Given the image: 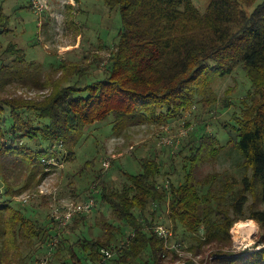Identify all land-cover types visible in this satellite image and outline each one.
I'll use <instances>...</instances> for the list:
<instances>
[{"label": "trees", "instance_id": "16d2710c", "mask_svg": "<svg viewBox=\"0 0 264 264\" xmlns=\"http://www.w3.org/2000/svg\"><path fill=\"white\" fill-rule=\"evenodd\" d=\"M261 1L211 0L202 12L194 0H104L112 12L120 11L123 26L118 41L108 45L111 50L103 66L102 56L95 53L88 65L55 59L47 70L10 41L0 53V264L34 262L48 252L58 264H165L170 254L179 256L173 239L181 248L191 240L187 249L195 255L204 246H217L213 260L191 259L185 264H264V247L250 252L227 248L233 244L231 230L237 221L252 218L264 228ZM5 11L0 9V34L12 31L11 14ZM240 65L254 88L240 100L234 122H224L227 129L236 128L224 144L208 131L204 117L198 115L192 129L191 118L183 119L197 106L215 108L221 101L223 109L216 112L229 108L232 89L220 96L215 80ZM11 85L40 95H19ZM177 118L190 131L182 142L191 155L184 177L160 182L163 162L148 156L140 160L142 172L124 171L118 186L109 184L100 170L91 188L72 190L82 201L100 195L111 209V218L97 219L99 234L78 232L89 224L85 213L76 214L72 223L57 219L49 208V195L32 204L20 198L37 190L59 164L78 161L82 145L96 135L89 131L92 126L104 123L108 135H121L133 125H167ZM232 143L230 149L240 156L238 165L247 171L242 185L225 179L222 171L199 177L198 166L219 159ZM97 158H88L82 171L95 168ZM166 207L174 224L167 239L156 232ZM178 225L184 228L181 238ZM259 242L264 244V233ZM105 250L115 253L104 259Z\"/></svg>", "mask_w": 264, "mask_h": 264}, {"label": "rangeland", "instance_id": "374dc122", "mask_svg": "<svg viewBox=\"0 0 264 264\" xmlns=\"http://www.w3.org/2000/svg\"><path fill=\"white\" fill-rule=\"evenodd\" d=\"M194 2L202 12H206L211 0H194ZM259 2L262 1L258 0ZM255 6L248 8V11H253ZM2 7L6 10L5 12L11 14L10 27L12 31L0 34V42L3 44L0 53L10 41L15 42L26 49L29 60L44 63L47 70L52 67L51 63L55 59H61L62 62L66 63L80 61L84 65H88L94 59L95 53L102 56L103 66L111 50L108 45L118 41L119 32L123 26L120 11L112 12L104 0H49V7L42 12L33 8L32 0H0V9ZM100 44L102 47H99ZM85 54L92 56L89 60H85L83 59ZM234 71L225 78L216 79L214 84L220 96L228 94L229 89H232L230 98L233 102L228 106L229 108H225L226 110H223L222 113L216 112L217 108L220 111L223 109L221 101L216 102L215 108L214 105L203 108L197 106V108L194 107L191 111H187L183 119L184 121L191 118L192 126L190 128L192 129L198 124V119L195 118H198V115L200 118L204 117L209 123L208 131L215 133L224 144L229 143L236 131L234 126L227 129L223 125L224 122L232 120L234 111L240 109V100L249 90L254 88L242 65ZM10 88L17 90L19 95L24 94L27 97L40 95L38 94L40 92L22 89L20 85H11ZM183 121H179L177 118L167 125L147 123L133 125L121 135H108L104 123L92 126L89 131L96 135H90V138L82 145L78 161L59 164L54 171L46 175L37 190L25 193L20 198L32 204L42 202V196L49 195L50 210L52 212L55 209L61 210L65 204L86 200L82 201L79 196L74 197L72 190L81 191L84 187L91 188L92 180L100 170L107 175L106 179L109 184L118 186L117 184L122 183L124 171L142 172L140 160L148 156H158V159L163 162L164 171L159 176L160 182L169 183L168 179L176 182L179 177L185 176L186 166H188L185 163L191 156L187 155L190 153V149H184L182 146V142L188 140V132H190ZM93 139L95 141H92ZM233 145L234 143L228 145L220 153L219 159L203 161L198 166V176L203 178L206 173L222 171L227 173L225 179L242 185V180L247 171L238 165V157L240 156L236 154V151L230 149ZM155 149H157L158 154L154 151ZM170 153L174 155L173 158L170 157ZM95 155L98 157L95 168L88 167L82 171L86 160ZM108 161L111 163L109 167L105 165V162ZM248 173L249 175L252 174L251 169H248ZM94 198L96 199L94 209L90 213H85V215H89V224L84 229L83 227L78 228V232L85 230L86 233L84 234L89 233L91 236L99 234L100 227L97 224V219L99 221L100 218L109 219L112 216L108 205L101 202V196L98 195V199ZM253 201L254 198L251 196L248 214ZM167 211L168 207L164 208L161 213V224L167 226L173 234L174 224L168 218ZM43 213L42 215L45 216L46 210H43ZM82 214H78V216ZM72 222L73 219L70 223ZM89 227H92L90 231ZM183 229V226L178 225L177 232L180 238ZM263 233L264 228L262 229L261 224L255 219L239 220L231 230L233 244L227 248L235 252L261 250L264 244L260 243L259 240L263 237ZM189 241L191 240H187L186 244L183 245L184 248H181V243H175L176 240L173 239L172 245L177 248L179 256L174 259V254H170L165 264H185L187 260L191 259L195 263L201 262L203 259L206 262L215 257L213 255L217 249L216 245H211L209 248L204 246L201 253L195 255L187 249ZM52 255V252H48L47 255L42 254L34 262L28 261L27 263V261L18 260L14 264H58L56 260H51Z\"/></svg>", "mask_w": 264, "mask_h": 264}, {"label": "built area", "instance_id": "2783aa9c", "mask_svg": "<svg viewBox=\"0 0 264 264\" xmlns=\"http://www.w3.org/2000/svg\"><path fill=\"white\" fill-rule=\"evenodd\" d=\"M32 4L34 6L35 9H37L38 11H44L47 10V8L49 7V0H32ZM105 165L107 167H109L111 165V163L105 162ZM96 205V199L94 197L87 199L86 201L83 202H75L72 204H65L63 209L59 210V209H55L54 215L56 216L57 219H60L63 221L64 224L70 222L73 217L76 214H82V213H90L94 207ZM156 232L159 233V235L165 237L166 239L169 237V235L171 234L170 230L167 228V226L165 227L164 225H159L156 227ZM57 242V241H56ZM114 251L112 250H105L104 254L105 257L104 259H108L110 257H112V255H114ZM102 262H99V264H101Z\"/></svg>", "mask_w": 264, "mask_h": 264}, {"label": "bare ground", "instance_id": "6f19581e", "mask_svg": "<svg viewBox=\"0 0 264 264\" xmlns=\"http://www.w3.org/2000/svg\"><path fill=\"white\" fill-rule=\"evenodd\" d=\"M253 224V223H252Z\"/></svg>", "mask_w": 264, "mask_h": 264}]
</instances>
